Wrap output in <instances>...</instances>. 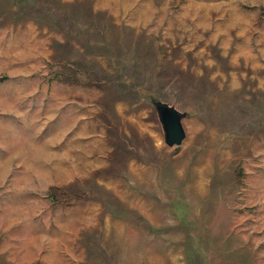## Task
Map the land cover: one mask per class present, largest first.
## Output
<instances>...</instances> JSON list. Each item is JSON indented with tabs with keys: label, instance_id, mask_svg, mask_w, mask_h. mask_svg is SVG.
<instances>
[{
	"label": "rangeland",
	"instance_id": "obj_1",
	"mask_svg": "<svg viewBox=\"0 0 264 264\" xmlns=\"http://www.w3.org/2000/svg\"><path fill=\"white\" fill-rule=\"evenodd\" d=\"M0 264H264V0H0Z\"/></svg>",
	"mask_w": 264,
	"mask_h": 264
},
{
	"label": "water",
	"instance_id": "obj_2",
	"mask_svg": "<svg viewBox=\"0 0 264 264\" xmlns=\"http://www.w3.org/2000/svg\"><path fill=\"white\" fill-rule=\"evenodd\" d=\"M151 101L163 127L165 143L171 147L181 145L186 136L182 120L187 112H182L175 106L156 98H152Z\"/></svg>",
	"mask_w": 264,
	"mask_h": 264
}]
</instances>
